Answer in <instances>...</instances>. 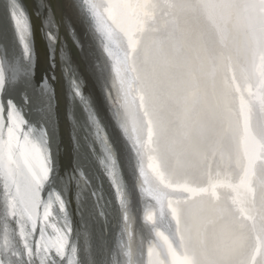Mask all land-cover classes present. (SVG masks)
I'll list each match as a JSON object with an SVG mask.
<instances>
[{
	"label": "snow or ice",
	"instance_id": "1",
	"mask_svg": "<svg viewBox=\"0 0 264 264\" xmlns=\"http://www.w3.org/2000/svg\"><path fill=\"white\" fill-rule=\"evenodd\" d=\"M66 8L75 18L38 0L52 68L39 85L29 10L23 0L0 8L8 23L0 26V264H264V0H66ZM74 23L105 58L94 68L109 81L118 139L60 36L63 28L87 57L91 44ZM57 57L87 116L82 124L67 113L75 164L63 172Z\"/></svg>",
	"mask_w": 264,
	"mask_h": 264
},
{
	"label": "water",
	"instance_id": "2",
	"mask_svg": "<svg viewBox=\"0 0 264 264\" xmlns=\"http://www.w3.org/2000/svg\"><path fill=\"white\" fill-rule=\"evenodd\" d=\"M25 6L30 12V19L31 17L34 18L31 19L32 27H33V59H34V82L39 85L43 78L45 76H50L52 72L50 59H49V43L45 36V31L47 30L46 26V16L45 14L39 10V14L36 13L38 19L35 20L34 14L35 12L30 9L29 5L27 4L26 0H23ZM7 3V0H0V8L3 7V5ZM55 4H53V7ZM0 26H3L4 28L8 27L7 20L5 18H0ZM41 27L43 32H39L38 27ZM81 26V25H80ZM82 27V26H81ZM83 28V27H82ZM82 28H80V31H82ZM61 38L63 40H67L69 48L71 49L72 54L77 57L81 56V53L78 52L73 46H72V40L68 36L67 32L61 28L60 31ZM92 43L91 39H89ZM88 41H86V46ZM92 45H91V48ZM15 51L18 53L20 51L19 47L15 49ZM93 51V50H92ZM91 51V54H92ZM99 52H97L94 56L98 55ZM98 59V56H97ZM88 65L93 64V61L87 56ZM59 57H57V68L55 70V74L57 79L53 82V89L55 92V111H54V118H55V134H56V144L58 146V160L57 163L60 167V170L63 172L64 170L71 169L75 164V153L73 149V129L71 121L67 118V113L71 109L69 99H68V91L66 88V83L64 76L59 71ZM85 67V66H84ZM87 88V87H86ZM92 102V100H91ZM72 105V103H71ZM68 184V195L71 198L74 195L75 188L72 186L70 182H67ZM136 211H137V217L138 220L142 216V207L137 202L136 203ZM75 208L73 207V210Z\"/></svg>",
	"mask_w": 264,
	"mask_h": 264
},
{
	"label": "bare ground",
	"instance_id": "3",
	"mask_svg": "<svg viewBox=\"0 0 264 264\" xmlns=\"http://www.w3.org/2000/svg\"><path fill=\"white\" fill-rule=\"evenodd\" d=\"M26 2L29 5L30 9L35 12V14H34L35 20L38 19L37 15H36V13L39 14L38 0H26ZM48 2L51 4L52 7H53V4H55L54 8L57 10L58 14H60V15L71 14L75 18V13L74 12L69 13V10L66 8V0H48ZM41 11L43 12L42 9H41ZM31 19L33 20L34 18L31 17ZM161 24H163V22H161ZM74 26L77 28L80 39L85 44H86V41H88L87 44L88 45L91 44L92 48H93V49H90L89 53H88L89 57L93 61V64L90 65V67L88 65L87 57H85L83 54H81L80 59H79V57L75 56V54L74 55L72 54L73 63H74V65L78 66L79 74L83 78L84 92L92 100V104L97 109V111L100 114L103 122L107 125V131L110 133L111 137L114 140L118 139V132L115 129L112 121L109 118V114H110V110H111L110 106H109V102L106 99L105 94H104V87L107 86L109 81L104 79L103 84H102L101 79L97 78L95 68H94V64L96 61H98V60L103 61L105 58L101 54L96 55V57L94 56L97 52H99L97 47L95 46V42L94 41L92 43L90 42L89 39H91V38L85 36L84 28H82L79 23H74ZM80 28H82V31H80ZM38 29H39V32H43V30L40 26L38 27ZM91 51H92V54H91ZM97 56H98V59H97ZM58 66H59V71L63 75V72L61 70V62L60 61L58 63ZM64 79H65V77H64ZM65 83H66V88H67V91L69 94L68 99H69V103H70V107H71V111L73 113L74 119H76L78 122H81L82 124H86L87 123L86 113L83 111V108L80 105V102L78 100H71L70 99L71 87H70L69 82L66 79H65ZM71 103H72V105H71ZM82 132H83V130H82ZM81 143H82V145L85 144V142L83 140L81 141ZM117 147L119 148V144H117ZM84 151L85 152L87 151L86 146L84 147ZM118 155L125 162L123 167H122V171L125 173L126 179H127L128 176H130V174H131V168L129 167V165L127 163V153L121 147L118 150ZM89 160L91 161V163L89 164L90 171H95V172L99 173V178H100V181L104 184L105 192L110 193L111 188L109 185V181L107 180V177L104 176V174L100 170L97 162L92 161L91 157H89ZM212 167L214 170L215 165L213 164ZM220 192H221L222 197L226 195L224 190H220ZM73 207L75 208L74 205H73ZM113 216H114V222H117L119 220V211H118V207L115 204L113 205Z\"/></svg>",
	"mask_w": 264,
	"mask_h": 264
}]
</instances>
